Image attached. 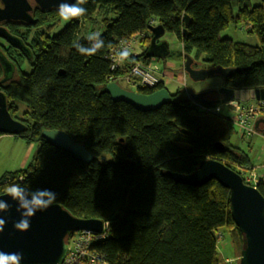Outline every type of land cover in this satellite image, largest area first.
I'll return each mask as SVG.
<instances>
[{
	"label": "trees",
	"instance_id": "obj_1",
	"mask_svg": "<svg viewBox=\"0 0 264 264\" xmlns=\"http://www.w3.org/2000/svg\"><path fill=\"white\" fill-rule=\"evenodd\" d=\"M81 6L86 14L56 34L52 32L62 20L58 10L34 9L33 25L7 24L27 52L0 38L1 53L16 68L0 91L11 115L28 126L15 136L39 145L27 167L0 176V194L13 184L29 192L50 189L56 193L54 202L74 215L108 222L105 236L91 246L108 264H220L217 232L222 228L234 233L239 264L243 236L231 215L229 190L216 180L191 186L166 175L167 170L191 173L205 158L221 160L238 173L254 169L248 155L230 141L237 129L231 117L216 110L220 103L194 101L183 87L170 93V103L141 111L114 101L106 86L124 77L134 60L155 59L148 55L154 35L150 27L162 25L182 45L179 55L169 49L162 60L185 56V63L190 56L196 68H235L223 85L264 88V0L255 5L250 0H87ZM98 15L104 46L95 55H82L74 45L92 46L84 26ZM232 23H245L259 44L222 36ZM136 35L142 36L144 50L132 52L122 67L112 70L107 52ZM25 63L31 72L22 71ZM158 75V84L137 91L168 90L159 69ZM3 76L0 63V80ZM46 129L64 130L95 160L86 163L46 140ZM218 142L223 149H217ZM257 187L264 191V176Z\"/></svg>",
	"mask_w": 264,
	"mask_h": 264
},
{
	"label": "water",
	"instance_id": "obj_2",
	"mask_svg": "<svg viewBox=\"0 0 264 264\" xmlns=\"http://www.w3.org/2000/svg\"><path fill=\"white\" fill-rule=\"evenodd\" d=\"M76 0H0V38L5 39L15 48L26 51L21 39L8 31L4 24L20 23L33 25L36 19L33 14V4L42 12L58 10L61 2L69 4ZM33 3V4H32ZM186 25L191 18L185 15ZM154 34L148 50L151 57H165L168 55V44L157 42L164 35L162 25L151 26ZM186 32V31H185ZM193 58L186 57L184 69L194 81H202L206 78L220 74L224 79L236 71L235 68L211 67L196 68ZM0 63L3 68V78L0 84L7 82L15 74L14 64L3 54H0ZM106 92L114 101H123L135 106L141 111H152L161 108L172 101V96L166 88L157 90L151 94H144L137 90H127L116 81H111L106 86ZM211 93L218 97L209 98ZM251 94V95H249ZM253 98H264V88L236 90L222 85L218 90L195 92L191 94L194 101L204 105L218 103L227 104L234 99L242 101ZM264 118L255 122L256 131H264L261 126ZM28 126L21 120L14 118L8 108V98L0 91V132L3 134L22 135ZM42 136L66 149L86 163L95 160V155L83 143L76 142L61 129H46ZM218 150L223 145L216 143ZM166 175L176 183L191 186H202L211 180H216L230 192V208L233 221L243 236L241 256L239 264H264V191L257 186L245 182L237 171L231 169L221 160L205 158L191 173H180L167 170ZM0 200L6 201L11 207L8 211H0V217L6 224L3 232H0V251L4 253H19L22 256L20 264H63L68 248L69 238L80 231H91L95 234H104L107 224L98 218H82L74 215L69 209L59 202H54L46 211H37L30 217V226L21 231L14 227V223L21 219L17 211V202L5 192L0 194Z\"/></svg>",
	"mask_w": 264,
	"mask_h": 264
},
{
	"label": "rangeland",
	"instance_id": "obj_3",
	"mask_svg": "<svg viewBox=\"0 0 264 264\" xmlns=\"http://www.w3.org/2000/svg\"><path fill=\"white\" fill-rule=\"evenodd\" d=\"M260 0H251L252 5H255ZM102 20V16L98 15L97 20L92 21L91 23H87L84 27L86 28V35L89 36L91 32H98L99 24ZM68 22L61 20L60 23L56 25L52 34L58 33ZM242 25H235L232 23L226 30L223 31L222 36H228L234 39V41H241L244 43L250 44H259V40L256 35L250 34L247 31V27L245 23H241ZM245 27H244V26ZM90 31V30H89ZM142 36L139 35L138 38H134V42L132 44V50L134 53H138L144 50L143 46H140V40ZM157 42H166L172 50L173 54L179 55L182 52V45L180 41L177 39L176 35L173 33H164ZM170 59V63L174 64L177 67L166 69L164 73L162 72V80L165 82L166 87L170 91V93L174 94L178 87H183L189 93L195 92H203L210 90H218L223 85V77L220 74L212 75L205 80L202 81H194L190 78L189 74L186 73V77L184 78L182 73L181 64H183V58L172 57ZM154 63L159 64L161 69H164L163 63L158 61V59H154ZM22 71L29 73L32 71L31 65L28 63L22 64ZM117 83L122 85L127 90H136V88L129 83L128 80L121 77L117 80ZM187 85V86H186ZM248 89H244L241 91H246ZM213 96L211 93L208 97ZM215 96L214 98H216ZM251 102H255L256 100L251 99L247 100ZM220 114L230 117L231 110L230 108L223 103H220L218 106ZM216 107V108H217ZM25 110V107L22 105L20 107V112L22 113ZM261 118H264V113H261ZM235 125V124H234ZM234 134L232 135L230 141L232 144L238 146L240 150L244 151L249 157L250 162L254 165V171L258 174L259 177L264 176V131H256L254 133L246 134L244 138L241 137L239 128L237 125ZM39 149V145L37 142L29 143L22 137H16L10 134H2L0 136V176L3 175L6 171H16L21 168H25L29 165L31 161H33L34 157L37 154ZM218 236V251L220 252V256L222 257L221 264H232L226 262V259L234 258L236 253V259L233 261V264H236L238 261V256L240 254V248L237 246L235 250V246L233 240L231 238L232 233L227 228H222L217 232ZM236 239V236H234Z\"/></svg>",
	"mask_w": 264,
	"mask_h": 264
},
{
	"label": "built area",
	"instance_id": "obj_4",
	"mask_svg": "<svg viewBox=\"0 0 264 264\" xmlns=\"http://www.w3.org/2000/svg\"><path fill=\"white\" fill-rule=\"evenodd\" d=\"M133 41L134 38L120 40L116 47L107 52V58L111 61L112 70L124 65L126 61L123 64L116 62L117 53L127 48L131 54ZM125 79L137 89L142 86L153 87L160 82L158 69L140 60H134L132 62ZM226 105L231 110L232 114L230 117L233 123L238 126L242 138L246 134L256 132L255 122L261 118L259 117L260 114L264 113V98L257 99L255 102L234 99ZM216 110L219 111V108L217 107ZM240 174L246 183L258 186L261 177L258 176L254 169L240 168ZM102 237L104 235L95 234L91 231H80L73 234L69 238L68 253L63 264H108L103 259V255L91 249L92 242Z\"/></svg>",
	"mask_w": 264,
	"mask_h": 264
},
{
	"label": "clouds",
	"instance_id": "obj_5",
	"mask_svg": "<svg viewBox=\"0 0 264 264\" xmlns=\"http://www.w3.org/2000/svg\"><path fill=\"white\" fill-rule=\"evenodd\" d=\"M86 3L87 0H76V3L73 4L61 2L58 5L59 17L63 21L68 22L84 16L87 9L81 5ZM87 39L94 41L91 47L86 48L79 43L74 45L82 55H95L104 46V41L99 32L91 33ZM129 57V49L124 48L117 53L116 62L123 64ZM5 194L17 202V211L20 212L21 219L14 223V227L21 231L29 228L30 217L34 216L37 211H46L56 199V193L50 189H37L34 192H29L17 184L7 187ZM10 207L6 201L0 200V211H8ZM5 224V219L0 217V232H3ZM21 259L22 256L19 253H4L0 251V264H20Z\"/></svg>",
	"mask_w": 264,
	"mask_h": 264
},
{
	"label": "crops",
	"instance_id": "obj_6",
	"mask_svg": "<svg viewBox=\"0 0 264 264\" xmlns=\"http://www.w3.org/2000/svg\"><path fill=\"white\" fill-rule=\"evenodd\" d=\"M251 1V0H250ZM262 0H260L259 2H261ZM257 4V3H256ZM235 11H237V8H235ZM155 25L157 24V23H154ZM244 26V25H243ZM91 31V30H90ZM98 32H99V30H98ZM228 37V36H227ZM132 38H138V36L136 35V36H133ZM231 38V37H230ZM131 39V38H130ZM134 42V41H133ZM133 44V43H132ZM140 46H142V43L140 42ZM169 46H168V51H169ZM132 52H133V50H132ZM134 53V52H133ZM139 53V52H138ZM138 53H135V54H138ZM167 56V55H166ZM165 56V57H166ZM165 57H153V58H160V60L158 59V61H161L162 63H163V66H164V69L162 70L161 69V67H160V65L159 64H156V63H154V60L152 61V59L151 60H149V61H146L147 63H149L150 65H152V66H155L156 68H158L160 71H161V73L163 72L164 73V71H166V69H169V68H167V67H171V68H174V67H177V66H175L174 64H172V63H170V59H173L172 57H170V59L169 58H167L166 60H162L161 58H165ZM182 62H183V64H181V68H182V73H183V76H184V78L186 77V71H185V69H184V60H182ZM165 74V73H164ZM188 74V73H187ZM124 79H125V77H124ZM162 79V78H161ZM122 86V85H121ZM187 86V85H186ZM136 90H137V88H136ZM249 95H251V94H249ZM251 99H254V100H257V98H253L252 96H250V98H249V100H251ZM263 128H264V126H262ZM11 135V134H10ZM15 136V135H14ZM24 168V167H23ZM23 168H21V169H23ZM236 259V253H235V257L234 258H230V259H226V262H228V263H232L233 264V261ZM222 263V257H221V262H220V264Z\"/></svg>",
	"mask_w": 264,
	"mask_h": 264
},
{
	"label": "flooded vegetation",
	"instance_id": "obj_7",
	"mask_svg": "<svg viewBox=\"0 0 264 264\" xmlns=\"http://www.w3.org/2000/svg\"><path fill=\"white\" fill-rule=\"evenodd\" d=\"M33 4V3H32ZM33 7H34V9H39L37 6H35L34 4H33ZM34 11L35 10H33V14H34ZM39 11H41L40 9H39ZM42 12V11H41ZM7 24H10V23H6V24H4L5 26H6V28L8 29V27H7ZM11 24H20V23H11ZM22 25H24V24H22ZM9 32H10V30H8ZM1 39H3V38H1ZM3 40H5V39H3ZM6 41V40H5ZM7 42V41H6ZM9 43V42H8ZM10 44V43H9ZM0 54H3V53H1V51H0ZM3 55H5V54H3ZM6 56V55H5ZM213 94V96H210L209 98H214L215 96H217L216 95V93H212Z\"/></svg>",
	"mask_w": 264,
	"mask_h": 264
},
{
	"label": "bare ground",
	"instance_id": "obj_8",
	"mask_svg": "<svg viewBox=\"0 0 264 264\" xmlns=\"http://www.w3.org/2000/svg\"><path fill=\"white\" fill-rule=\"evenodd\" d=\"M137 36H139V35H137ZM107 57V56H106ZM109 60V59H108ZM110 61V60H109ZM110 64H111V61H110ZM149 64V63H148ZM122 67V66H121ZM130 67H131V65L128 67V71H127V73L125 74V76L128 74V72H129V69H130ZM120 68V67H119ZM118 69V68H117ZM124 76V77H125ZM224 163V162H223ZM106 224H107V229H108V225H109V223L108 222H106ZM106 232H107V230L104 232V234H100V235H104L105 236V234H106ZM103 259L106 261V259L103 257ZM107 262V261H106ZM108 263V262H107Z\"/></svg>",
	"mask_w": 264,
	"mask_h": 264
}]
</instances>
